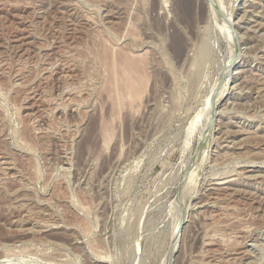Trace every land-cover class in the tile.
<instances>
[{"label": "rangeland", "instance_id": "374dc122", "mask_svg": "<svg viewBox=\"0 0 264 264\" xmlns=\"http://www.w3.org/2000/svg\"><path fill=\"white\" fill-rule=\"evenodd\" d=\"M0 264H264V0H0Z\"/></svg>", "mask_w": 264, "mask_h": 264}, {"label": "bare ground", "instance_id": "6f19581e", "mask_svg": "<svg viewBox=\"0 0 264 264\" xmlns=\"http://www.w3.org/2000/svg\"><path fill=\"white\" fill-rule=\"evenodd\" d=\"M124 62H125V61H124ZM129 63H131V62H129ZM145 63H146V62H145ZM118 64H119V63H118ZM125 64H127V63H125ZM125 64H124V65H125ZM121 65H122V64H120V66H121ZM133 65H134V63H133ZM117 66H118V65H117ZM126 67H127V65H126ZM131 68H132V67H131ZM129 69H130V68H129ZM116 70H117V69H116ZM124 70H125V69H124ZM135 70H136V69H135ZM120 71H122V70L120 69ZM130 71H131V70H130ZM128 73H129V72H128ZM118 74H119V73H118ZM121 74H124V73L121 72ZM123 77H124V76H123ZM143 77H144V76H143ZM136 78H137V77H136ZM136 78H135V80H136ZM137 79H139V78H137ZM120 80H121V79H120ZM120 80H119V81H120ZM131 82H132V81H131ZM136 82H137V81H136ZM122 83H123V82H122ZM122 83H121V84H122ZM130 85H131V83H130ZM137 85H138V84H137ZM137 85H135V86H137ZM120 86H121V85H120ZM132 87H133V86H132ZM128 88H129V87H128ZM135 88L137 89V87H135ZM138 88H139V87H138ZM119 89H120V88H119ZM121 89H122V88H121ZM124 90H125V89H124ZM124 93H125V92H124ZM135 93H136V92H135ZM128 96H130V95H128ZM129 98H130V97H129ZM119 100H120V98H119ZM131 102H132V101H131ZM103 121H104V120H103ZM101 129H102V128H101ZM106 132H107V131H106ZM106 134H107V133H106ZM106 137H107V136H106ZM201 141H203V140H201ZM199 158H200V156H197V157L194 158V160H197V159H199ZM188 175H189V174H188ZM188 175H187V176H188ZM99 253H100V252H99Z\"/></svg>", "mask_w": 264, "mask_h": 264}]
</instances>
